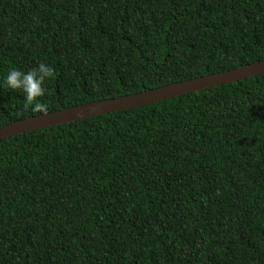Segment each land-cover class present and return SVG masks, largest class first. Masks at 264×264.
Listing matches in <instances>:
<instances>
[{
  "label": "trees",
  "instance_id": "1",
  "mask_svg": "<svg viewBox=\"0 0 264 264\" xmlns=\"http://www.w3.org/2000/svg\"><path fill=\"white\" fill-rule=\"evenodd\" d=\"M41 60L47 113L229 71L264 0H0V80ZM0 264H264V74L0 140Z\"/></svg>",
  "mask_w": 264,
  "mask_h": 264
},
{
  "label": "water",
  "instance_id": "2",
  "mask_svg": "<svg viewBox=\"0 0 264 264\" xmlns=\"http://www.w3.org/2000/svg\"><path fill=\"white\" fill-rule=\"evenodd\" d=\"M260 74H264V60L229 71L209 74L182 82L172 83L156 89L146 90L134 95L90 102L49 112L46 115L29 117L0 127V140L51 125L73 122L91 116L151 104L181 94L228 84Z\"/></svg>",
  "mask_w": 264,
  "mask_h": 264
},
{
  "label": "clouds",
  "instance_id": "3",
  "mask_svg": "<svg viewBox=\"0 0 264 264\" xmlns=\"http://www.w3.org/2000/svg\"><path fill=\"white\" fill-rule=\"evenodd\" d=\"M56 75L54 67L46 61H39L34 67L22 70L11 67L0 80V87L16 90L23 96V108L32 113L46 115L48 105L39 99L46 94V82Z\"/></svg>",
  "mask_w": 264,
  "mask_h": 264
}]
</instances>
